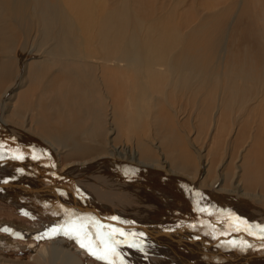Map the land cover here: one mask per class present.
I'll return each mask as SVG.
<instances>
[{
  "label": "bare ground",
  "instance_id": "bare-ground-1",
  "mask_svg": "<svg viewBox=\"0 0 264 264\" xmlns=\"http://www.w3.org/2000/svg\"><path fill=\"white\" fill-rule=\"evenodd\" d=\"M36 2L38 22L43 25L40 35L44 39L54 37L55 46L48 59L31 65L20 60L22 75L27 69L31 83H39L56 68L62 74L75 75L80 84L69 83L70 88L61 84L49 94L50 101L44 100L43 93L50 88H29L18 98L14 111L18 119L4 112L0 115V199L47 216L63 238L64 231L73 225L82 228L72 232L71 237L67 235L70 242L79 245L75 249L42 243L38 255L48 257L51 264H83L81 256H94L80 247L79 241L103 248V240L116 249L107 261L103 260L108 264H264V211L258 206L264 202L263 152L257 154L264 146V102L256 107L251 122L256 124L252 147L255 156H248L243 167L235 165L240 170L234 171L228 187V182L217 187L218 193L254 198L256 209L243 212L249 219L239 214L229 219L236 213L234 207L240 208L241 200L223 193L232 211L229 220L217 222L211 215L217 204L215 209L209 206L215 210L210 214L206 203L203 205L204 195L190 190V185H198L199 167L189 173L185 162L182 168L188 172H180L184 159L174 153L178 151V139L168 127L164 128L166 138L159 139L165 123L163 126L151 109L155 108L152 86L164 85L167 78L172 79L167 81L169 85L177 87L193 82L197 48L193 45L199 30H194L189 40L181 36L182 24L174 27L176 34H146L142 22L150 12L148 16L139 14L143 8H134L126 0L119 7L114 0ZM7 5L8 0H0V8L6 9ZM260 21V36L251 29L249 37L259 45L257 53L250 57L249 47L231 49L223 72L225 81L219 91L210 86L201 117L219 103L225 105L223 118L233 112L235 105L239 111L245 110L244 104L252 96L249 93L264 87V63L259 64V59L264 60V15ZM219 37L211 34L204 40L207 70H214L217 53H223ZM182 42L185 45L178 49ZM175 49L177 52L172 54ZM16 79L2 98L14 93L11 89L18 86V75ZM129 84L133 88H128ZM38 89L43 91L40 95ZM188 89L165 92L166 104L168 93L173 96L178 90ZM53 106L54 113L50 108ZM249 125L244 126L248 129ZM112 132L117 138L125 133L133 140L134 150L132 145L113 142L117 140L108 135ZM250 157L256 160L248 165ZM210 170L212 181L208 186L212 188L223 181L224 175L218 169ZM256 189L260 192H254ZM180 211H186L190 220L194 218L196 225L207 229L199 230L187 217L180 221L175 216ZM0 240L12 242L2 234Z\"/></svg>",
  "mask_w": 264,
  "mask_h": 264
},
{
  "label": "rangeland",
  "instance_id": "rangeland-1",
  "mask_svg": "<svg viewBox=\"0 0 264 264\" xmlns=\"http://www.w3.org/2000/svg\"><path fill=\"white\" fill-rule=\"evenodd\" d=\"M25 1L26 0H8L7 8H0V101L3 99L2 102L4 103V108L1 109L0 105V112H2L0 115L3 116L4 112L6 116H13L14 120L18 119L14 112L15 107L18 105V98L22 93L29 91V88H50L47 92H43L39 89L37 91L39 95L42 92L46 93L44 100L50 101L51 98L49 94H51L52 91H56V88H60L59 86H61V84H68V88H70L69 83L80 84V81L77 80L75 75L69 73H67V75L62 74L56 71V68L49 72L51 74L48 73L43 76V79L39 83L32 84L33 81L32 78L29 80L30 75L29 72L27 75V69H25L24 76L22 75V67L20 66L21 69L19 67L20 60L24 59L25 62H27L26 64L31 65L36 61L48 59L50 58L49 54L51 50L55 46L54 37L44 39L40 35L43 25L38 22L37 0H31L30 2H28V0ZM44 1L48 4H52V0ZM114 3L116 7H119L122 4V0H114ZM126 3L134 8L142 7L143 9L138 10V12L139 14L143 12L144 16L146 14L148 16L150 12L149 18H147L145 22H142V31L146 34L148 32L149 35L152 33L153 36H159L164 32L175 33L174 27L178 24H182L181 36L183 39L189 40L191 38V33L194 30H199L196 34L198 35V40L193 45V47H197L194 52V66H196V69L194 71L195 78L193 82L191 84H186V86L181 85L177 87L175 85H169L167 81L172 79L167 78L164 85L152 86L151 88L154 89L151 93L155 98V108L151 109L153 112H157L159 121L163 126L165 123L163 129H161L162 134L159 139L163 141L166 138L165 135L167 131L164 129L166 127L170 128L171 133L178 139V151H174V153L178 152V155L184 159V162L181 164L180 172H188L182 168L185 162L187 167L190 168L189 173H193V170H195L194 168L199 167L201 172L197 180L198 185H190L191 188H189L190 190L192 189L191 192L194 194L204 195L202 200H204L203 205L206 203V207L209 208L210 206L212 209H215L214 207H216L215 205L217 204L218 208H216V211L211 209L215 211L213 214H211L212 211L210 208L208 209L214 219L220 222L223 218L229 220L232 216L238 214L243 219H249V216H245L243 212L246 210L247 214L248 210H254L257 206L254 203L256 202L254 198L250 200V197H240L236 196L234 193L229 194L224 191H219L220 193H218L217 187L222 185L225 186L226 182H228V184L225 187H228L232 179H234V171L239 172L240 170L235 169V165H242L243 167L248 156H255L252 154V147L254 144L253 136L255 135L254 128L256 124L251 122L256 107L264 102V87L257 93H249L252 96H250L249 100L244 104L245 110L239 111L237 105H235L233 112L228 114L227 118H223L225 105L222 107L220 103L219 107L214 110L211 109L209 113L203 114L202 117L200 115L205 105L204 102L207 100V96H209V92L211 91L210 86L213 84L215 88H218L217 91H219L222 85L221 83L225 81L223 72L226 69L231 49L239 47V51H241L243 47H249L250 51H247L248 56H255L254 53L258 50L256 47H259V45L249 39V37L252 38L251 29L260 36V19L264 15V0H126ZM119 10L120 8L116 11ZM154 11H156V13ZM165 18H167V20ZM211 34L217 35L218 37L220 36V44L223 47V53L222 50L219 54L217 53L216 56H218V59L215 60L216 64L214 70H207L205 66L206 63L204 62V58H207V54L204 50V46L206 45L204 40ZM184 45L185 42H182L177 48L180 49V47ZM175 52H177V49H175L172 54ZM170 61H172V59ZM255 63H258L257 58ZM263 63L264 60L259 59V64ZM17 75L19 77V82H17L18 86L15 85V88L11 89L14 93H8L2 98L7 87L11 86L14 80H17ZM127 79H129V77ZM114 87L116 88L117 85ZM187 87L189 91L178 90L173 93V96L172 92L168 93L169 102L167 103H169V105L166 104L163 97L165 92L172 91L171 88ZM128 88H133V86L129 84ZM191 88H193V90ZM38 96H35V101H37ZM223 99V102H225V98ZM216 101H218L217 98ZM161 105L165 106L161 107ZM50 108L53 113L56 111L54 106ZM128 111L129 109L127 110V114H129ZM58 116V114H53V117ZM48 121L53 122L52 119H48ZM246 123L250 124L248 129L244 126ZM48 131L49 130H47L46 133ZM112 133L108 135H111L112 138L117 140L115 141L112 139L113 142H120L121 145H132L134 150L133 140L128 137L126 138L125 133L123 136L120 134L119 138L115 136L116 134ZM116 145L119 146L118 144ZM259 150L260 152L257 154H260L261 151L263 152V155L260 154V156H263L261 162L262 166H264V146ZM142 158L144 159L145 157ZM255 160V158L250 157L248 165H251ZM210 169L215 171L218 169L219 173L222 176L224 175L223 181L218 184L219 186L215 185L212 188L208 186L212 181L211 177H209L212 173ZM203 182H205V184H203ZM240 187L245 190L243 186L240 185ZM256 190L257 191L254 192H260L258 191L260 189ZM223 193L226 197L227 194L231 195L233 200L235 197H239L241 200L239 205L240 208L235 206L233 212L236 213L231 215L229 219L228 216L230 211H232V207L227 199L224 200ZM261 193L264 195L263 192ZM220 194H222V197ZM215 198H217V201ZM178 199L179 198H167V200ZM208 200L210 201L208 202ZM262 201H264V199H262ZM197 206L195 207L198 210L199 208ZM258 206L260 210L264 211V202ZM185 212L186 211H180L178 215L175 216L179 218L180 221L184 217H187L190 223H193L194 227L199 230L207 229L204 225L197 224V227L195 219L192 218L190 220L189 214ZM180 215L182 217H180ZM203 216L207 218V215L204 214ZM53 229L52 220L47 218V216L41 213L19 209L11 203L0 199V234L6 235L12 240V242L9 241L10 243L0 240V264H51L48 257L46 258L43 255H38L42 243L48 246H50V244L54 245L55 243V245L57 244L68 248L72 247L73 249L79 246L70 242L71 240L67 235L66 238H63L61 234L53 232ZM82 252L86 253L84 250ZM81 259L83 264H108L92 256H81Z\"/></svg>",
  "mask_w": 264,
  "mask_h": 264
},
{
  "label": "snow or ice",
  "instance_id": "snow-or-ice-1",
  "mask_svg": "<svg viewBox=\"0 0 264 264\" xmlns=\"http://www.w3.org/2000/svg\"><path fill=\"white\" fill-rule=\"evenodd\" d=\"M113 219H117V218L113 217ZM56 231H57L56 229H53V232H56ZM74 231H82V228H78L77 226L73 225L71 230H65L64 234L69 235L71 237L72 232ZM97 239H99V237H97ZM79 243H80V247L85 248L86 251H88L90 255H93L95 258L100 259V260L107 261L109 258V255L115 254L116 252L115 247L111 246L109 243L103 240H100V244L103 245V248H98V247L94 248L93 246H91L90 243H85L83 241H79Z\"/></svg>",
  "mask_w": 264,
  "mask_h": 264
}]
</instances>
